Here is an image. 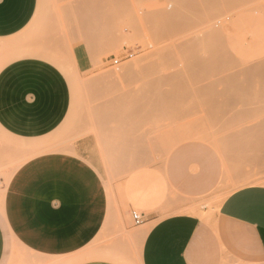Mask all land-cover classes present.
<instances>
[{
  "label": "crops",
  "instance_id": "obj_1",
  "mask_svg": "<svg viewBox=\"0 0 264 264\" xmlns=\"http://www.w3.org/2000/svg\"><path fill=\"white\" fill-rule=\"evenodd\" d=\"M37 6L38 0H0V169L6 173L0 186V264L77 256L105 230H132L129 210L136 204L147 207L131 233L140 264L264 262V185L237 186L246 174L233 179L226 155L204 141H182L154 164L151 150L137 148V125L151 124L153 115L161 119L155 123H167L160 105L153 113L134 88L118 87L112 100L97 103V134L75 133L72 72L66 67L71 54L66 61L17 52L15 37ZM73 59L75 71L86 78L92 67L87 53L76 48ZM109 76L81 83V92L102 98L115 86L105 83ZM87 108L82 100L76 103L75 124L88 123ZM43 142L51 147L39 148ZM168 186L185 200L171 212L206 199H217L212 204L218 209L208 218L185 211L167 215ZM15 244L29 256L21 258ZM78 259L106 264L85 255Z\"/></svg>",
  "mask_w": 264,
  "mask_h": 264
},
{
  "label": "rangeland",
  "instance_id": "obj_2",
  "mask_svg": "<svg viewBox=\"0 0 264 264\" xmlns=\"http://www.w3.org/2000/svg\"><path fill=\"white\" fill-rule=\"evenodd\" d=\"M111 1L38 0L34 18L15 37L17 52L21 54L52 59L57 57L66 61L71 54L72 63L69 65L66 62V67L72 72L71 120L75 133L97 134V103L112 100L113 95L118 94V87L126 91L134 88L137 91L135 95L146 100L153 113L159 111L155 106L160 105L166 114V118H162L167 121L166 124L155 123L161 119L153 115L151 124L136 126V146L151 150L153 164L163 161L174 140L180 143L185 141L179 139L181 136H190L186 139L204 141L223 152L226 163L231 166L233 179L240 172L246 174L237 186L264 185V150L249 149L246 145V148H242L241 143L246 144L245 138L239 139L238 145L235 140H230L236 131L252 129L264 123V77H254L247 84L248 81L244 82L246 77L238 75V80L246 86L230 84L232 88L227 83L228 79L226 83L224 81L233 71L249 70L250 66L252 68V65L258 66L264 62V0H217L214 4L211 0ZM232 1L233 4L230 3ZM101 14L105 17L104 21ZM95 15L100 16L101 20L96 18L97 22H84L85 17L92 19ZM214 29L219 40L209 37L208 33L214 34ZM79 47L87 53L92 63L91 69L85 73L88 75L86 78H81L75 71L73 55ZM114 58L119 59V64H111ZM199 58L201 64H197ZM222 68L224 70L221 72ZM97 74L110 75L105 83L115 84L113 89L109 86L102 98L92 96L90 92H81L84 89H81V83H87ZM166 94L168 99L165 98ZM81 100L88 106L85 113L88 123L85 125L75 124L79 119L74 114V106ZM102 137L100 130V140ZM48 144L43 142L38 147H51ZM100 147L104 149L106 144L100 142ZM0 173L6 176L4 170L0 169ZM0 194L2 196V190ZM167 199V215L185 211L208 218L219 206L212 204L217 199H206L171 212L174 204L185 200L170 186L167 187ZM132 210L143 213L147 212V207L136 204ZM132 210H129L132 230H127L123 225L105 230L104 235L98 236L83 253L46 264H78L82 261L78 258L84 255L87 260L101 259L106 264H123L118 258L128 259L131 264H140L139 244L131 236L133 230L140 227L134 223ZM146 228L143 226L136 233L138 241L142 240ZM14 247L21 258L29 256L17 244ZM222 264L264 262L227 259Z\"/></svg>",
  "mask_w": 264,
  "mask_h": 264
},
{
  "label": "bare ground",
  "instance_id": "obj_3",
  "mask_svg": "<svg viewBox=\"0 0 264 264\" xmlns=\"http://www.w3.org/2000/svg\"><path fill=\"white\" fill-rule=\"evenodd\" d=\"M113 1V0H112ZM111 1V2H112ZM202 1V0H201ZM204 1V0H203ZM206 1V0H205ZM219 1V0H218ZM221 1V0H220ZM229 1H231V0H229ZM237 0H234V2H236ZM207 2V1H206ZM213 2V4L214 3H216L217 2V0H211V3ZM238 2V1H237ZM240 2H242V0L240 1ZM240 2H239V4H240ZM250 2V1H249ZM248 2V3H249ZM198 3V2H197ZM209 3V2H208ZM231 4H233V1L232 2H230ZM207 4V3H206ZM231 4H230V7H232L231 6ZM235 5H237V7H238V4L237 3H234ZM243 4H244V2H243ZM198 5V4H197ZM223 6H224V4H223ZM234 6V5H233ZM240 6V5H239ZM248 6H250V5H248ZM211 7V6H210ZM235 7V6H234ZM244 7V6H243ZM253 8V7H252ZM202 9V8H201ZM134 10H135V8H134ZM139 10V9H138ZM148 10V9H147ZM135 12V11H134ZM150 12H152V11H150ZM136 13V12H135ZM147 13H148V11H147ZM241 13V12H240ZM100 17V16H99ZM99 17H97L96 15H95V17L94 18H87V17H85V20H84V22L85 23H88V22H90V21H93V22H97V20L98 19H100L101 20V18L103 19V21H104V15H102L101 14V18H99ZM107 17V16H106ZM135 17H136V15H135ZM134 17V18H135ZM138 17V16H137ZM96 18H97V20H96ZM107 18H109V17H107ZM137 19V18H136ZM99 20V21H100ZM170 20H172V19H170ZM215 20V19H214ZM137 21V20H136ZM167 21H169V19L167 20ZM127 23H128V20H127ZM174 23V22H173ZM217 23V22H216ZM169 24H170V22H169ZM221 24V23H220ZM220 24H218V25H220ZM217 26V25H216ZM216 28V27H215ZM220 28V27H219ZM213 30V29H212ZM212 30H210L211 32H212ZM216 29H214V34L213 33H211V35H210V33H208L209 34V37L211 36V37H213V38H217L218 39V37H219V35H218V37H216L217 36V34L218 33H216V31H215ZM209 31V32H210ZM218 31V30H217ZM221 31V30H220ZM122 33V32H121ZM216 34V35H215ZM213 35V36H212ZM215 36V37H214ZM219 40V39H218ZM221 40V39H220ZM214 41H216V39H214ZM223 41V40H222ZM221 45V44H220ZM223 45V44H222ZM225 48V47H224ZM225 50V49H224ZM222 53V52H221ZM220 53V54H221ZM218 55H219V53H218ZM212 56V55H211ZM221 57H223V56H221ZM226 57V56H225ZM205 58V57H204ZM227 58V57H226ZM219 59V58H218ZM221 59V58H220ZM199 61V63H197V64H201L200 62V58L198 59ZM209 60V59H208ZM211 60H212V58H211ZM217 61V60H216ZM233 61V60H232ZM226 62V61H225ZM209 63V62H208ZM213 63H215V62H213ZM202 64H204L203 62H202ZM228 64H230V62H228ZM211 65H212V63H211ZM216 65V64H215ZM221 65V64H220ZM225 65V64H224ZM226 65H227V63H226ZM205 66V65H204ZM206 66H207V64H206ZM217 66V65H216ZM235 66V65H234ZM234 66H232V67H234ZM253 66H254V68H253ZM228 67V66H227ZM251 67V66H250ZM249 67V70H248V68H247V70L245 69V70H242V71H238V72H235V71H233L234 73H230V74H228V78L226 77V78H224L225 80V83H226V79H228L227 80V83H229V85L231 84V85H235L236 87H237V85H239V86H246V85H243V83L245 82L246 83V81H248L247 82V84L248 83H251V82H249V81H251V79L253 80L254 79V77H264V62L263 63H261V64H259L258 66H255V64L254 65H252V68H250ZM225 69H226V67H225ZM251 69V70H250ZM221 70V72H222V70H224L223 68L222 69H220ZM241 74H243L245 77H246V80L244 81V82H240L239 80H238V75H241ZM230 75V76H229ZM223 76V75H222ZM221 77V76H220ZM217 79V78H216ZM240 79V78H239ZM244 80V79H243ZM219 81V80H218ZM229 81V82H228ZM209 83V82H208ZM222 83H224V82H222ZM203 85H205V83L203 84ZM230 85V88H232L233 86H231ZM207 86V85H206ZM238 86V88H240ZM264 86V85H263ZM262 86V87H263ZM214 87V86H213ZM227 87H229L228 86V84H227ZM203 88V87H202ZM229 88V89H230ZM204 89V88H203ZM225 89V88H224ZM264 89V88H263ZM199 90V89H198ZM205 90V89H204ZM208 90V89H207ZM206 90V91H207ZM228 90V89H227ZM200 91V90H199ZM214 91V90H213ZM226 91V90H225ZM242 91V90H241ZM208 92V91H207ZM228 92V91H227ZM173 93H174V91H173ZM214 93V92H213ZM212 93V94H213ZM220 93V92H219ZM236 93H238V92H236ZM246 93V92H245ZM223 94V93H222ZM221 94V95H222ZM211 95V94H210ZM224 95V94H223ZM229 96V95H228ZM227 96V97H228ZM167 97V94H166V96H165V98ZM212 97H213V95H212ZM232 97V96H231ZM234 97H235V95H234ZM216 98H218V97H216ZM238 98V97H237ZM167 99H168V97H167ZM241 99V98H240ZM225 100V99H224ZM212 102H213V100H211ZM215 101H216V99H215ZM221 101V100H220ZM231 101H232V99H231ZM236 101V100H235ZM211 102V103H212ZM216 102H218V101H216ZM240 102V101H239ZM214 104H215V102H214ZM236 111V110H235ZM247 111V110H246ZM254 114V113H253ZM237 115V114H236ZM250 127H251V125H250ZM243 130V129H242ZM214 134V133H213ZM212 134V135H213ZM231 135V134H230ZM182 138H179L180 140H187L188 139V137H190V136H188V137H185V136H181ZM209 137V136H208ZM230 137V136H229ZM187 138V139H186ZM244 139L245 138V140H246V144L243 142V143H241V144H243V146H242V148H246L244 145H246V146H248V148L249 149H258V150H264V123H261V124H258V126H256V127H254V128H252V129H247V130H243V131H240V132H235L231 137H230V140L231 141H234V142H236L237 144L236 145H238V144H240V140L241 139ZM176 139V138H175ZM178 139V140H179ZM237 139H238V141H237ZM240 139V140H239ZM177 140V139H176ZM176 140H174L173 141V143H171V145H169V147H168V149H167V153H169L170 152V150L176 145V143H178ZM179 140V141H180ZM225 142V141H224ZM229 142V141H228ZM239 142V143H238ZM232 143V142H231ZM235 145V146H236ZM233 146V145H232ZM241 146V145H240ZM250 146V147H249ZM237 147V146H236ZM252 147V148H251ZM1 174V173H0ZM225 177H226V173H225ZM227 177H228V174H227ZM264 183V182H263ZM144 233V232H143ZM118 259H120L121 261H122V263L123 264H131L130 262H128V261H126L124 258H118Z\"/></svg>",
  "mask_w": 264,
  "mask_h": 264
},
{
  "label": "built area",
  "instance_id": "obj_4",
  "mask_svg": "<svg viewBox=\"0 0 264 264\" xmlns=\"http://www.w3.org/2000/svg\"><path fill=\"white\" fill-rule=\"evenodd\" d=\"M111 64H113V65L119 64V59H116V58L111 59ZM2 179H3V177L0 174V183H1ZM131 215H132V218H133L135 224L139 225V224L143 223V213L142 212L139 213L136 210H132Z\"/></svg>",
  "mask_w": 264,
  "mask_h": 264
}]
</instances>
